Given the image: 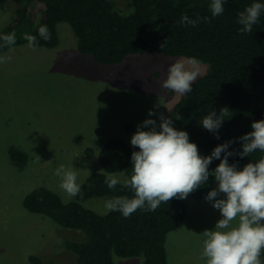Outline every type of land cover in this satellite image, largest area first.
<instances>
[{"label":"trees","instance_id":"obj_1","mask_svg":"<svg viewBox=\"0 0 264 264\" xmlns=\"http://www.w3.org/2000/svg\"><path fill=\"white\" fill-rule=\"evenodd\" d=\"M253 2L264 0H224V12L213 17L211 0H130L131 9L126 14L112 0H19L13 19L0 31V36L15 32L16 46L28 44L23 39L25 34L34 35L39 41L37 47L53 48L59 41L57 24L66 22L77 38L79 53L90 55L100 64H118L128 55L147 52L197 58L207 64V72L193 82L192 91L183 95L165 117L173 119L177 130L188 132L199 154L207 156L218 144L251 132L253 121L264 120V13L251 33H241L237 23L239 12ZM185 14L190 19L200 17L201 22L195 27L183 25L180 20ZM24 23L28 32L22 34L19 30ZM42 24L51 33L49 41L38 36ZM8 49L0 47V51ZM222 108L228 111L222 116L220 139H216L203 129L200 121L212 110L219 115ZM177 115L182 119L176 120ZM232 149L241 150L239 141L231 145ZM133 151L139 149L121 139L106 141L98 153L102 172L88 176L73 201L64 203L58 194L42 186L24 197L27 211L83 233L79 241L62 242L64 249L75 255L73 264H115L114 254L142 256L143 264H167L166 237L186 216L183 200L162 202L155 211L137 209L128 218L119 211L97 214L82 205L93 197H132L131 190L122 183L109 189L104 181L109 174L119 172L130 178ZM92 153V149L86 151L88 156ZM10 155L19 169L27 164L26 153L12 149ZM262 155L257 150L250 157H229V163H237L242 169ZM219 163L220 160H213L209 171ZM213 183L214 177L210 176L205 185L189 195L203 201ZM29 263L44 264L36 255L29 256Z\"/></svg>","mask_w":264,"mask_h":264},{"label":"rangeland","instance_id":"obj_2","mask_svg":"<svg viewBox=\"0 0 264 264\" xmlns=\"http://www.w3.org/2000/svg\"><path fill=\"white\" fill-rule=\"evenodd\" d=\"M112 1L122 14L131 9L130 0ZM18 3L0 0V31L13 19ZM26 29L24 23L19 31L25 34ZM57 35L59 41L53 48L33 50L23 43L0 51V56L11 57L0 64V264H30V255L44 264H73L75 255L62 242L79 241L83 233L27 211L24 197L42 186L64 203L73 201L75 197L59 187L60 180L54 175L57 167L73 168L81 185L91 174L102 172L98 153L106 141L117 138L132 146L137 125L149 118L159 123L157 115L148 116L149 110L166 115L182 97L160 84L171 63L187 58L147 52L105 65L79 53L68 23L57 24ZM207 69V64L199 63L198 78ZM12 149L27 154L23 169L12 160ZM88 149L93 150L90 156ZM115 174L121 181L127 178ZM216 187L214 179L211 190ZM110 199L93 197L82 205L105 214ZM181 200L187 212L181 225L166 237L167 264H204L200 234L213 230L221 214L206 200L190 195ZM113 260L115 264H143L142 256L114 254Z\"/></svg>","mask_w":264,"mask_h":264},{"label":"clouds","instance_id":"obj_3","mask_svg":"<svg viewBox=\"0 0 264 264\" xmlns=\"http://www.w3.org/2000/svg\"><path fill=\"white\" fill-rule=\"evenodd\" d=\"M224 0H211L210 12L213 17L224 12ZM264 13V3L253 2L239 12L237 23L241 33H251ZM200 17L190 19L182 15L180 23L197 26ZM206 19V18H203ZM38 36L44 41L51 40L47 25L38 27ZM23 39L28 47L35 50L39 41L37 36L25 34ZM0 47L11 48L16 43L15 32L0 36ZM162 46V45H161ZM11 60L10 56H0V64ZM200 61L190 57L187 61L176 60L167 70V78L160 87L181 96L192 91V84L198 78ZM222 108L218 115L215 110L205 115L200 125L220 139L219 129L227 113ZM157 115L155 119H145L137 125L131 136L130 144L139 151L131 154L132 172L130 178L123 181L113 173L106 177L104 183L109 189L117 184L131 190L132 197L117 196L106 201L105 207L110 212L119 211L128 218L137 209L155 211L162 202L173 198L186 199L209 177L215 179L217 187L208 191L204 199L219 210L221 217L213 230L205 229L200 234L202 247L200 258L204 264H262L264 252V155L255 163L249 162L238 168L237 163H229V157H250L257 150L264 153V120L253 121L251 132L218 144L210 155L201 156L195 143L190 142L188 132L173 127V119L163 113L149 110L148 116ZM176 120L182 119L179 115ZM148 129V130H143ZM239 141L241 150H230L231 145ZM223 154V156H222ZM220 163L209 171L213 160ZM60 180L59 187L69 197H76L81 192L77 183V174L73 168L60 165L54 171ZM223 194V198H218Z\"/></svg>","mask_w":264,"mask_h":264},{"label":"crops","instance_id":"obj_4","mask_svg":"<svg viewBox=\"0 0 264 264\" xmlns=\"http://www.w3.org/2000/svg\"><path fill=\"white\" fill-rule=\"evenodd\" d=\"M81 54V53H80ZM83 55V54H82Z\"/></svg>","mask_w":264,"mask_h":264}]
</instances>
